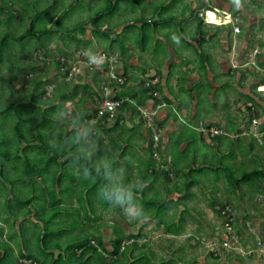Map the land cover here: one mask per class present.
Instances as JSON below:
<instances>
[{
  "label": "rangeland",
  "instance_id": "374dc122",
  "mask_svg": "<svg viewBox=\"0 0 264 264\" xmlns=\"http://www.w3.org/2000/svg\"><path fill=\"white\" fill-rule=\"evenodd\" d=\"M205 1H207L208 3L213 2V0ZM226 1L231 2L232 9H236V11L240 13L239 16L234 17L230 13V15H232L231 18H227L225 19L226 21H223V18H219L218 20H216L212 19V17L209 15L211 18L210 22L215 21L219 24L232 23L233 30L235 26L238 28L240 36L237 40V42H239L236 49L237 55H232V59L234 61H237L238 64L244 63L239 67V70L240 72L242 71L244 73L245 78L242 77V84L246 85L249 82V76L253 75V72L255 73L253 76H256L257 74H261L264 76V0H253V2L245 0L244 2H242L241 0H239V6H237V0ZM2 2L3 1L0 0V4H2ZM71 2L72 0H66L67 6H69ZM70 8L71 10L69 11L67 17L62 19L64 27L60 29V32H65V34L60 33L61 37H58L57 33H54L47 42V48H45V45L43 43L35 44V46L27 45L26 50H29L28 57L24 56L25 42H23L24 44L19 43L18 48L16 50H13L11 46V39L8 40L7 37H5H16L22 32L23 27L17 30L10 28V32L5 27L6 25L4 23V20L6 17V13L4 9L2 12H0V37L2 30H5L7 32L5 35H3L4 39L6 40L3 48L1 47L4 54L0 59V95L2 97V103L11 98V95H14L13 99H15L17 97L18 91L23 92L22 95H26L33 82L37 79H40L38 80L37 90L41 95L40 101L38 103L41 110H47L50 106L57 103L60 100V94H62L64 95V98L66 100L63 106L71 105L77 111L83 109L86 113L90 114L91 112H93L94 105H96L97 101V105L95 106V108L97 109V116H103V114L98 113L101 100L99 101L97 96L95 97V95L97 94L100 96L101 94H103V90L104 94L106 93L103 85L108 88V91L106 90L107 92L118 91V86H116L114 82L109 81V67H111L112 65L114 69H117L118 71L121 70L125 55H122L120 52L112 54H110L109 52H105V50L108 49H103V46H106L102 43L104 41L102 35H100V32L96 31L95 29L93 30L94 27L91 26V23H87V26L90 25L92 27L91 31L92 33H94L93 39H95V41L88 39L87 41H84V44H77L71 38L67 37V31L72 32L74 27L79 24L77 11L75 9H72L73 7ZM87 9L88 8H86V10ZM65 10V8L60 9V11L55 14V17L53 19L55 20L57 17L59 18V16H61L63 12V14H66L68 9L66 11ZM215 13L219 15L222 14L218 11ZM209 14L214 15V13ZM84 20L85 19H83L80 23L85 22ZM27 21L28 20H26V23ZM249 22H251L252 25L249 24ZM243 26H245L246 28H244ZM78 29L79 27L76 28L77 31ZM99 29L105 30V25H100ZM247 31L250 34H253L252 38L249 36L250 38L248 37L247 39H245V32ZM75 35H77V33ZM176 35L178 36V34ZM128 41L130 42L131 40ZM7 46L10 47L9 52H11V54L5 53L6 49L4 47ZM89 49L99 53L102 62L106 63L105 68L98 64H91L88 62L85 53ZM132 49L135 48L132 47ZM110 56L114 58L111 63L109 61ZM228 57L231 58V56ZM73 65H75V69L73 70L72 75L68 77L66 74V70ZM136 73H138V71ZM98 75L100 79L102 78L99 81L102 91H100V88L98 91L97 84L94 82V77ZM149 77H147V80L150 79ZM87 84L94 89L95 93H90V88L87 87ZM11 86H14V89H11ZM133 86L136 87V85ZM136 88H140V83ZM259 89V87H256V92L259 91ZM239 91H241L244 95L246 90L239 89ZM72 93H75L74 98L70 97ZM244 98L245 95H241V97L238 98V102L236 104L234 103L235 106L233 107H231L232 104L230 102H227L226 105L230 107V112H234V115L238 116L237 118H228V121L231 122V124L226 122L227 120L226 118H224V115L222 117V114L221 117L215 118L211 122L214 127L217 126L218 128H221L223 130V133H220L221 135H223V137H216L215 135L209 136L207 134H204L203 132L201 133V135L206 139L205 143L210 145V147H208L207 145L200 147V151L202 152V159L205 160V162L209 161L206 165L210 167H216L217 164H213L214 162H216V148H218V151L228 150L226 151V153L234 155L233 158L228 157L231 164L222 163L224 161L223 159L220 161V163H222V165L224 166L231 165L232 174L236 177H240L245 170H250L256 167H264V101L260 106L254 104L253 108L249 110L247 107L251 103L249 100H247L249 103H246ZM81 99H83L82 102ZM154 99L155 98H153V100ZM155 100H158V98ZM153 104L154 103L150 101L149 107H152V111L154 109ZM158 109L159 107L155 108L156 111ZM137 110L139 111V114L134 115V118L132 117V119L133 121H135L134 124H138L140 119L145 118V127L144 125H141V128H144V131L147 126H150L152 119L148 118L146 115L152 117L153 114L152 111L151 113L147 112L146 114H143V112H141L139 108H137ZM143 110L148 109L144 108ZM128 113L132 115V112L129 110ZM57 115L59 117V111H57ZM123 115L125 116V114ZM231 115H233V113H231ZM108 118L111 119L112 117L108 116ZM85 119L94 127L95 134L103 140V143H101V146L104 149L103 153L107 154V152L110 151L112 155L120 162V159H122L120 157V154L118 155V152L113 151L109 145L111 136L115 135L114 132H116L117 130L106 134L104 133V130L101 129L98 123L99 118L92 117L90 119ZM132 119L128 116H125V124L128 125V122H126V120ZM12 122V119L7 120L5 122L4 129L9 133V135H11V138H14L13 132L11 131ZM107 122L108 123L104 122L103 126L109 128V126H111L113 123V119ZM200 122L210 124L206 121ZM59 123H66L68 128H70V125L62 118H57V124ZM148 138L150 140L152 139L153 145H155V143H158V138L157 142H155L153 136ZM148 138L144 141H140L142 142L140 144H148ZM150 140L149 142H151ZM32 141L36 142V140ZM201 142L203 141L201 140ZM20 143H23V140H21ZM207 156H210V158H208ZM120 163L124 164V160ZM142 165L143 167L145 165L147 167H150L149 164L145 163L144 165L138 159V166L140 170ZM220 168H222V166H220ZM11 169L12 168L8 166L5 169L8 175L12 174ZM225 171L227 172V169H225ZM218 173L224 172L219 170ZM142 175L143 174L140 173V176ZM175 175L176 170H174L173 175H167V178H169L170 180V185L172 184L171 181ZM178 176V180H181L182 175L178 174ZM212 177L213 172L211 170H207L204 181L206 183L208 182L209 186H206L205 192L201 190L198 195L195 193V196H192L191 194L190 197L188 196V194H184L185 197H183V202H187V206H191L193 208L191 210L192 212H190V215L183 214V209L181 210V208H183L185 205H182V203H178L174 206L172 205L173 210L176 207V211L172 219L177 220V222H179L180 218L186 220L183 227L184 232L179 236L171 237L173 239L172 241H170L169 239H165L166 231L164 230L163 226H160V220L156 218V216H147L148 218L146 220L140 222L138 220L129 218L123 212L120 213V209L118 208L115 210L103 209L98 203H96V212L89 213L91 217H94L97 214V220H88L85 217H82L84 226L85 228H87L89 226L99 224V228L96 232H98L97 234H99L101 238H103L102 240L109 250L112 248L111 241H113V239L115 238V235L112 232V225L117 228V231L118 228L120 231L121 227L122 232H133L139 234L137 241L139 244H142L144 246L142 252L148 254V251H152L156 254L155 256H152L153 264H163L162 261L170 259L171 255H174V252L176 254H180V256H183L185 258V260H181V258L179 257V260H177L176 264H186L191 260H194L192 264H257L251 258H243L241 255L231 254H228L223 260H215L213 259V256L209 255V241L212 238L219 237L225 233L226 228L224 226V217L226 214L230 215L233 233H238L239 235H241L242 240H244L246 243H251L253 241L257 242L255 239H257L258 237L264 238V193L257 190L258 188H264V177L257 178L255 182H252L251 180L242 181L243 184H241V187L238 188V190L240 191L244 187L247 188L248 185L250 191L256 189L255 198L254 196H251L249 197L250 199L248 197V199H245L244 196L240 198L237 196V194H232V196L231 194H228L225 196L227 198L226 200H224V197L221 198L219 195H216L217 190L211 187L210 180H212ZM221 177H224L223 179L227 181L226 176ZM0 180H2L1 177ZM36 182L41 185L42 179H40V177H37ZM220 182H223V180L219 179V181L217 182V186L218 184L221 185ZM135 183L137 186L143 185L141 184V182H139L138 179ZM39 188H42V185L38 187V189ZM180 188L188 193L191 190L187 189L186 186H180ZM220 189L221 187H219V190ZM19 190L20 189L16 191L14 190V194H12L10 201L17 211L24 208L19 203L22 200L19 198V196L22 194L17 192ZM25 191L26 187L25 185H23V192ZM214 194L216 197H214ZM140 201L142 202V200ZM68 203L69 202H66L67 205ZM72 205L75 207L79 206L78 199L72 198L69 206ZM29 207L35 211V202H31ZM8 208L9 204L7 205V202H5V198L0 199V225L3 229L1 238L9 242L13 255L17 256L19 254V249L22 247V233L24 234L23 238L26 237L25 239L33 242L35 240L36 233L41 228L36 225L38 223H34L33 219L36 217V214L34 215L32 213H29L28 215H26L27 218L25 221L21 219L22 216L18 217L17 220H14L12 214L10 212H7ZM219 209H221L222 213H225L224 216L219 214ZM179 212H181L183 216H181V213L179 215ZM18 214H22V211H18ZM167 217H169V215H167ZM71 220V216L67 217V222H71ZM11 221H13L14 223L11 224ZM20 223L22 224L19 227ZM250 228H252L253 230H251ZM10 232L12 233L11 236L8 235ZM62 238L64 239L65 237L63 236ZM261 240L264 241L263 239ZM33 247L38 251V247L36 246L35 242L33 244ZM179 247H182V250L178 249ZM171 250L173 251V254H171ZM134 251H136V249ZM57 252H59V249H55L54 253ZM169 252L171 255L169 254ZM22 263L39 264L35 261V259L28 258H23ZM89 264L98 263L97 261H91ZM172 264H175V262H173Z\"/></svg>",
  "mask_w": 264,
  "mask_h": 264
},
{
  "label": "trees",
  "instance_id": "16d2710c",
  "mask_svg": "<svg viewBox=\"0 0 264 264\" xmlns=\"http://www.w3.org/2000/svg\"><path fill=\"white\" fill-rule=\"evenodd\" d=\"M2 1L3 5L0 4V12L4 9L6 13L4 20L5 27L10 32V28L17 30L23 27L22 32L16 37H5H7L8 40L11 39L13 50L18 48L19 43L25 42V57L29 56V50H26L27 45L35 46V44L43 43L45 48H47V42L54 33H57L58 37H61L62 33L65 34V32H60V29L64 27L62 19L67 17L71 10V6L70 4L67 6L66 0ZM62 8L68 9L66 14H63V12L59 18L57 17L54 20L55 14ZM26 20H28L27 23ZM201 26L202 21L197 22V28L200 31H202ZM77 27H79L78 31L80 33L86 30L85 23H79L74 27L72 32L67 31V37L79 44L82 42V37L75 35L76 33L74 34ZM6 33L5 30L1 32L0 59L4 54L2 48L5 45L6 39H4L3 35ZM116 36L112 40L113 42L116 41ZM4 48L6 49V54H11V52H9L10 47L7 46ZM124 73L125 71L122 73L123 76ZM124 77L125 79L121 84L112 80V82L118 86V91L111 92L109 95L113 98H123V102L115 114V117L111 118L113 119V123L109 128L103 126L104 122L108 123L107 121L111 120L108 118V115L103 114V116H97V109L95 108L97 101L91 114L85 112V118L87 119L92 117L99 118L98 123L101 129L104 130V133L109 134V132L117 130L114 132L115 135L111 136L109 145L113 151L118 152V155L120 154L121 158L124 157L127 151L136 153V150L133 148L142 143L140 141H144L148 137L153 136L150 126L145 128L146 134L143 131L144 128H141V125L145 127L146 123L143 118L139 120L138 124L133 123L131 126L126 125L125 116H123L124 111H131L132 117H134V115L139 114L137 110L138 106H145L149 97L157 99L153 94L156 88L151 84L147 85L143 79L140 80L141 87L136 92L128 93L126 84L129 80L126 75ZM101 79L99 75L94 77V82L97 84L98 91L99 88L100 91H102L101 85L99 84ZM38 80L40 79L33 82L26 95H22L23 92L18 91L15 99H13L14 95H11V98L3 103L0 95V177L2 178V180H0V199L5 198V202H7V205L9 204L7 212L12 214L14 220L22 216L21 219L25 221L27 218L26 215L29 213L36 214V217L33 219L34 223H38L36 225L41 228L36 233L33 242L25 239L26 237L23 238L24 234L22 233V247L19 249V254L15 256L11 251L9 242L1 238L3 229L0 225V264H23V258L35 259L39 264H89L91 261H97L98 264H153L152 256L156 254L152 251H148V254L142 252L144 246L137 241L139 234L122 232L120 226V231L119 228L117 231V228L112 225V232L115 238L111 241L112 248L109 250L105 246L102 240L103 238L96 232L99 228V224L85 228L82 217L94 221L98 218L97 214L94 217H91L89 214L90 212H96V203L103 209L109 210L108 205L96 195L98 186L103 183V178L97 177L95 181L86 180L82 176H78L74 173L72 157L76 148L72 144L65 143V137L72 136L73 133L66 123L57 124V111L59 108L63 107L66 100L64 95L60 94V100L57 103L50 106L47 110H41L38 105L41 98L37 90ZM259 83L261 82H256L249 93L245 94L246 101L249 100L251 103L247 107L249 110L253 108L254 104L260 106L264 101V97L255 90ZM87 87L90 88L91 94L95 93L91 86L87 84ZM11 89H14V86H11ZM102 93L103 94L100 96L97 94L95 95L99 101L105 97L104 90ZM70 97L74 98L75 93H72ZM155 99L154 102L158 101ZM82 100L83 99H81V102ZM9 119L13 121L11 131L13 132L14 138H11V135L4 129L5 122ZM208 123L211 124V122ZM215 136L223 137L221 134ZM183 138L184 136L181 131L176 139L177 145L182 143ZM96 139L99 143L98 155H105L106 153H103L104 149L101 146L103 140L97 135ZM21 140H23V143H20ZM32 140H36V142ZM149 140L148 138L147 149L151 151L153 142L152 139L150 140L151 142H149ZM138 148H140V146ZM106 155H109L108 157L121 166V163L110 151L107 152ZM208 158H210V156H208ZM213 164L216 163L214 162ZM225 164H229V162ZM7 166L12 168V174L10 175L5 171ZM206 168L213 172L214 183L219 178V170L227 174L225 176L230 185L233 183H237L238 185L242 181L249 180L255 182L257 178L264 177V167L245 170L240 177H236L232 174L231 165L223 166L222 168L218 165H216V167L207 166ZM225 169H227V172ZM151 171L155 172L156 169L152 168ZM167 175L168 172L166 171V177L156 186V191H154L152 195L147 193L151 185H153L152 182L150 186L140 189L137 187L135 188V190L140 193L138 199L142 200L145 209H155L158 218H162V211L164 208L172 204L177 205L178 203H183V196L174 198L168 197V193L172 191V189H168L169 179ZM37 177L42 179V188L39 189L38 187L41 185L36 182ZM126 179L129 182V178ZM191 183H193V180L187 182L185 186L187 185V187H189ZM23 185L26 187L25 192H23ZM177 185L178 183L176 182L175 187ZM18 189L20 190L17 192L22 194L19 196V198L22 199L19 203L24 207L18 210L22 211L20 215L10 202L14 190L16 191ZM161 189L166 192L163 194L160 193L159 190ZM72 198L78 199L79 206H69ZM31 202H35V211L29 207ZM66 202H69L68 205ZM158 202L159 204H157ZM221 209H219V214L224 216L225 213H222ZM119 212L121 213L122 211L120 210ZM69 216L72 218L71 222H67V217ZM224 220H230V215L226 214ZM13 221H11V224L14 223ZM21 224L22 223H20L19 227ZM166 227L168 228L170 225H166ZM182 228L183 220L180 218L179 222L172 224V227L169 229H171V233L178 235L181 233ZM11 234L10 232L8 235L11 236ZM63 236L65 237L64 239L62 238ZM91 240H94L95 243ZM34 242L38 247V251L33 247ZM55 249H59V252L54 253ZM135 249L136 251H134ZM178 249L182 250V247ZM223 252L224 251L219 254H214L212 250H209V255L213 256V259L219 260ZM179 257L181 260H185L183 256L174 252V255L171 256L170 259L163 260L162 263L172 264L175 262L176 264ZM193 261L194 260H191L186 264H192Z\"/></svg>",
  "mask_w": 264,
  "mask_h": 264
},
{
  "label": "crops",
  "instance_id": "0c3cea01",
  "mask_svg": "<svg viewBox=\"0 0 264 264\" xmlns=\"http://www.w3.org/2000/svg\"><path fill=\"white\" fill-rule=\"evenodd\" d=\"M241 1L244 2V0ZM245 1L253 2V0ZM70 6L77 11L79 23L85 19L83 23H85L86 30L83 33L75 31L77 36L82 37V44L88 39L95 41L94 33L91 31V26H93V30L95 29L102 35L104 40L102 43L106 46H103V49H108L105 52L110 54L120 52L125 55L123 66L119 72L125 71L124 76L128 77L129 81L126 84L128 93L136 92L139 89L136 87L140 80L143 79L146 83L149 76V80L152 82L150 84L156 88L153 91V94H156L158 98L156 105L153 97H149L145 106L141 107L147 108V111L151 113L150 101L154 103L150 128L155 142L158 138V143L152 144L151 151L147 149V144H139L133 148L136 153L127 151L124 154L122 158L124 164L121 166L127 170L126 178H129V183L136 185L135 182L138 179L143 184L137 186L140 189L150 186L152 182L153 185L148 190L149 193L147 192L152 195L156 191V186L166 177L165 172L167 171L168 175H173L176 170V175L171 181L172 184L170 185V180L168 183L170 185H168V189H172L168 193L169 198L177 197L175 195L185 197L184 194H188L189 197L191 194L195 196V193L198 195L201 190L205 192L206 186H209L208 182L204 181L207 170H209L206 168L209 161L205 162L202 159L200 147L204 145L210 147V145L205 143L206 139L201 135L199 122H212L222 114V117L224 115L226 118V122L231 124L228 118H237L238 116L234 115V112H230V107L226 105L227 102L232 104L231 107L235 106L234 103L238 102V98L248 94L256 82H261L257 87H264V76L261 74L253 76L254 72L249 76L248 84H242V77L245 78V76L242 71L240 72L239 67L244 63L238 64L232 59V55H237L236 49L239 44L237 40L240 32L233 30L232 23L210 22V20H205L202 15L205 10L216 12L218 10L220 13L226 11L234 17L239 16L240 13L236 9H232L231 2L226 0H213L212 3L205 0H72ZM86 8L88 9L86 10ZM215 14L209 15L216 20L222 16L219 14L215 16ZM200 21H202V31L197 28V22ZM87 23L92 25L87 26ZM102 24L105 25V30L99 29ZM176 34L180 38L179 42L175 39ZM115 36L116 41L113 42ZM245 36V39L249 36L252 38L253 34L247 31ZM110 41L112 42L108 44ZM101 66L105 68L106 63ZM137 71L138 73H136ZM239 89L246 90L244 95ZM257 92L261 94L260 91ZM244 100L249 103L246 98ZM156 107H159L157 111ZM124 114L132 119V115L128 111H124ZM126 122H128V126L135 123L133 119L126 120ZM144 131L146 134V130ZM181 131L184 138L182 143L177 145L176 139ZM139 146L140 148H138ZM216 150L215 163L218 166L223 167L222 163L228 162L231 164L228 157L233 158V154L226 153L228 150L218 151V148ZM122 159L120 162L123 161ZM138 159L144 165L145 163L149 164L150 167L142 165L140 170ZM222 159L224 161L220 163ZM152 168H155L156 171L152 172ZM140 173L143 175L140 176ZM178 174L182 175L181 180H178ZM218 175L219 178L215 183L213 175L210 185L217 190L216 195L224 197V200L227 199L225 196L228 194L231 196L237 194L240 198L244 196L245 199L251 196L255 198L256 189L250 191L247 185V188L244 187L239 191L238 188L241 187L242 182L238 185L237 183L230 185L223 179L224 177H221L225 176V173ZM219 179L223 182L217 186ZM192 180L193 183L189 187L186 185L187 189H191L189 193L180 188ZM176 182L178 185L175 187ZM219 187H221L220 190ZM263 189L258 188L257 190L264 193ZM135 191L138 198L140 193ZM159 191L162 194L166 192L163 189ZM214 197H216L215 194ZM186 203H182L185 206L181 210L183 209L184 215H190L193 208L188 207ZM172 205L163 209L162 218L156 216L155 209L147 210V216L154 215L160 220V226H163L166 231L165 239L170 241L173 240L171 237L179 236L184 232L182 228L180 234L174 235L169 229L172 224L177 222L172 219L176 211V207L173 210ZM183 214L181 213V216ZM182 220L184 227L186 220ZM166 225H170V227L167 228ZM237 235L236 247L225 250L220 259H225L228 254L241 255L243 258H251L255 263L262 264L256 251L257 242L246 243L242 240L241 235L238 233ZM260 238L264 240L262 237L255 240ZM172 250L171 254H173ZM241 251L246 254L242 255Z\"/></svg>",
  "mask_w": 264,
  "mask_h": 264
},
{
  "label": "clouds",
  "instance_id": "9594fccd",
  "mask_svg": "<svg viewBox=\"0 0 264 264\" xmlns=\"http://www.w3.org/2000/svg\"><path fill=\"white\" fill-rule=\"evenodd\" d=\"M237 6H239V0H237ZM175 39L179 42L180 38L177 36ZM85 54L89 63H102L98 52L89 49ZM58 111V118L66 121L73 133L72 136L65 137V143L72 144L76 148L72 157L74 173L92 181H95L97 177H102L103 183L98 186L96 195L108 205L109 210L118 208L133 220L140 222L146 220L148 218L147 211L136 195L137 185L127 181L126 169L115 163L110 157L98 155L95 130L86 121L85 111L83 109L77 111L71 105H65Z\"/></svg>",
  "mask_w": 264,
  "mask_h": 264
},
{
  "label": "built area",
  "instance_id": "2783aa9c",
  "mask_svg": "<svg viewBox=\"0 0 264 264\" xmlns=\"http://www.w3.org/2000/svg\"><path fill=\"white\" fill-rule=\"evenodd\" d=\"M214 11L211 10H205L202 15L204 17L205 20H211L209 13H213ZM209 17V18H208ZM222 18L224 19L223 21H226L225 19H230L231 15L230 13H227L226 11H222ZM235 31H238V28L235 26L234 28ZM114 60V58L112 56L109 57V61L110 63ZM104 62L98 64L101 66V64H103ZM75 69V65L71 66L70 68L67 69V76L70 77L72 75L73 70ZM125 77L122 75V72H119L117 69H114L113 66L111 65V67H109V81H115L119 84L123 83ZM151 83L150 81H146V84L149 85ZM105 90L108 91V88L105 86L104 87ZM260 91L262 92V96L264 97V88L259 87ZM105 93V97L102 98L101 102H100V107L98 109V113L99 114H107L109 117H115V114L117 113L118 109L121 107V104L123 102V98H113L111 97L109 94L111 92H107ZM127 99V98H125ZM141 112H143V114H146L148 111L147 110H143L144 108L139 107ZM145 111V112H144ZM148 118H150L149 115H146ZM199 129L201 132H203L204 134H207L209 136H214L216 134H220L223 133V130L221 128L218 127H214L212 124H206L203 122L199 123ZM224 226H225V233L222 234L219 237H214L212 238L209 243H210V249L212 250L214 254H219L222 251L225 250H230V249H234L236 247V241L238 238L237 233H233V227L232 224L230 222V220H224ZM256 251L258 254V257L261 260V263L264 264V241H262L261 239L257 240V247H256ZM242 254H246V252L241 251Z\"/></svg>",
  "mask_w": 264,
  "mask_h": 264
},
{
  "label": "bare ground",
  "instance_id": "6f19581e",
  "mask_svg": "<svg viewBox=\"0 0 264 264\" xmlns=\"http://www.w3.org/2000/svg\"><path fill=\"white\" fill-rule=\"evenodd\" d=\"M208 18H209V17H208ZM209 20H210V19H209ZM209 20H208V21H209Z\"/></svg>",
  "mask_w": 264,
  "mask_h": 264
}]
</instances>
